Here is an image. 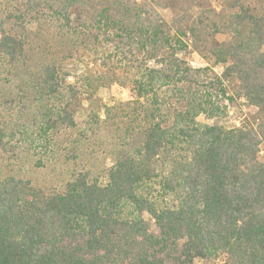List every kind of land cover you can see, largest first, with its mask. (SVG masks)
<instances>
[{"label":"trees","instance_id":"trees-1","mask_svg":"<svg viewBox=\"0 0 264 264\" xmlns=\"http://www.w3.org/2000/svg\"><path fill=\"white\" fill-rule=\"evenodd\" d=\"M220 1L238 9L221 22L210 0H0V86L17 82L0 107L31 117L0 119V151L51 149L76 129L83 99L115 84L132 101L104 108L105 121L143 138L116 154L106 182L84 173L46 195L0 180V264H167L178 252L177 264H264V0ZM203 30L220 76L180 57ZM240 100L254 124L198 121Z\"/></svg>","mask_w":264,"mask_h":264},{"label":"rangeland","instance_id":"rangeland-1","mask_svg":"<svg viewBox=\"0 0 264 264\" xmlns=\"http://www.w3.org/2000/svg\"><path fill=\"white\" fill-rule=\"evenodd\" d=\"M232 3H225L220 0H210L206 9L212 11V19L218 22L224 20V16L235 13L238 9ZM204 8L195 7L192 14L196 17ZM165 21L171 24L172 13L169 10L159 8ZM215 12V14L213 13ZM214 16V17H213ZM209 17V16H208ZM207 30L202 31V42H193L191 39H185L188 48L180 54L188 64L194 68H210L216 75H221L223 66L215 65L214 61L207 57L202 51L204 50V42L209 41ZM230 34L219 33L214 41L217 43H227L231 40ZM206 54L207 51H206ZM71 82V81H70ZM72 83V82H71ZM17 82L12 84L2 83L0 86L3 94H16ZM132 101V96L128 89L117 84L109 88H102L96 97L89 101L86 98L82 102V110L77 117V127L74 130H60L52 138V147L47 150L42 149L38 145L30 147L27 144L17 145L16 149L10 150L8 153L0 151V180L7 177H16L26 181H30L34 187L41 190L46 195L62 193L65 191L67 184L74 180L78 175L87 173L91 178L107 181V174L112 167L116 154L122 151L131 152L138 144L142 143L141 135L128 136L124 129L118 130L110 121H105L104 108L119 107ZM18 106L14 107V112L9 114L7 110L0 107V119L11 126L12 123L18 121L24 116L25 121L31 119L30 114L25 111H19ZM99 115L101 121L96 123L92 118V114ZM255 113V112H254ZM254 113L247 107L244 100L236 101L235 105L229 104L226 115L222 118L207 119L201 116L198 121L203 124L221 126L226 129L239 127L246 123L254 124ZM30 123V122H29ZM31 125V123H30ZM125 128V127H124ZM19 139V135H18ZM12 142V146L15 145ZM74 155L75 158L73 157ZM260 159L264 160V144L260 147ZM145 220L149 224L150 231L158 234V229L154 221L148 215ZM165 259L167 264H177L176 258ZM160 258H163L160 255ZM223 259L213 262L198 260L196 264H223Z\"/></svg>","mask_w":264,"mask_h":264}]
</instances>
